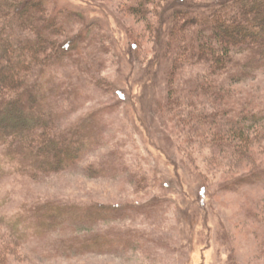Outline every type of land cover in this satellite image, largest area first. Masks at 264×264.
Wrapping results in <instances>:
<instances>
[{
	"label": "rangeland",
	"instance_id": "obj_1",
	"mask_svg": "<svg viewBox=\"0 0 264 264\" xmlns=\"http://www.w3.org/2000/svg\"><path fill=\"white\" fill-rule=\"evenodd\" d=\"M150 2L157 10L144 16L140 0H54L75 12L70 31L85 36L75 59L52 72L51 105L64 128L88 123L90 148L62 169L0 150V264H264V67L241 79L238 50L240 60L217 73L191 61L172 107L174 26L161 37L160 24L164 7L174 2V14L181 3ZM209 72L235 97L221 119L200 113L222 107L219 93L195 90Z\"/></svg>",
	"mask_w": 264,
	"mask_h": 264
},
{
	"label": "trees",
	"instance_id": "obj_2",
	"mask_svg": "<svg viewBox=\"0 0 264 264\" xmlns=\"http://www.w3.org/2000/svg\"><path fill=\"white\" fill-rule=\"evenodd\" d=\"M150 1L140 0L138 12L150 16L156 11ZM179 1L181 5L174 14V2L164 7L163 23L160 24L161 37L168 32V23L173 22L174 26L169 31L167 48L176 58L171 69L172 93L169 103L172 107L178 104L175 99L177 93H181L177 86V74L191 61L199 63L205 60L217 73L240 60L238 50L246 54L245 60H240L244 66L241 79L264 67V38L249 39V36L264 31V0H215L209 5L196 0ZM53 2L0 0V150L7 146L27 158L42 161L43 167L46 165L47 168L53 166L62 169L73 160L82 158L79 152L90 148L91 136L85 128L87 122L64 128L58 122L60 117L59 114L57 116L55 106L51 105L52 93L58 88L52 72L66 64L70 58L75 59V53L85 36L84 33H72L69 29V22L75 12L67 14V10L54 8ZM78 13L86 17L82 12ZM237 35L245 40L238 39ZM131 47L140 56L141 41L133 39ZM140 59L144 61L143 57ZM213 74L209 72L207 77L199 80L195 90L202 94L205 90H211L222 96L219 99L222 107L217 114L207 110L200 112L206 118L221 119L232 106L235 107V97L232 92L212 84ZM94 78L98 79V75L95 74ZM98 80L104 83L103 79ZM68 81L65 83V92L72 90L74 85ZM110 81L119 95L129 100L125 90L117 88ZM243 101L240 100V103ZM92 124L95 126V123ZM230 131L238 134L234 127ZM247 134L245 130L244 135ZM258 175L260 173L256 172L246 178H239L237 182L247 183L255 180ZM165 184L168 186L167 181ZM201 184L203 191L199 194L204 204L207 203L206 196L211 194L212 186L207 179ZM138 203L146 204L143 200ZM125 205L120 203L112 209L121 210Z\"/></svg>",
	"mask_w": 264,
	"mask_h": 264
}]
</instances>
